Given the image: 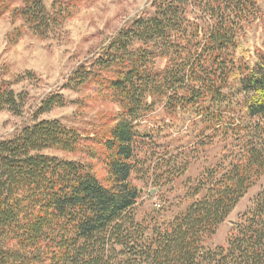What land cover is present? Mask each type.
<instances>
[{
  "label": "trees",
  "instance_id": "obj_1",
  "mask_svg": "<svg viewBox=\"0 0 264 264\" xmlns=\"http://www.w3.org/2000/svg\"><path fill=\"white\" fill-rule=\"evenodd\" d=\"M90 2L0 0V19L19 23L8 46L27 32L58 40ZM260 13V0H150L75 67L60 89L116 109L89 127L41 120L68 104L51 92L0 140V264H264V188L226 245H210L264 178V49L244 38ZM24 80L0 81V112L24 117ZM186 120L192 139L157 156L155 139ZM215 139L219 160L187 178ZM155 174L162 201L145 208L138 181ZM177 182L180 203L165 200Z\"/></svg>",
  "mask_w": 264,
  "mask_h": 264
},
{
  "label": "rangeland",
  "instance_id": "obj_2",
  "mask_svg": "<svg viewBox=\"0 0 264 264\" xmlns=\"http://www.w3.org/2000/svg\"><path fill=\"white\" fill-rule=\"evenodd\" d=\"M44 1L51 4L55 0ZM149 2L150 0H91L89 5L85 6L67 23L66 33L58 40L42 41L27 32L13 47L8 46L7 35L19 23L14 26L9 16L0 19V81L6 79L14 82L19 75L26 73H32L33 75L32 81L24 80L14 85L16 92L22 91L28 94V105L24 117L17 118L7 111L0 112V140L13 135L25 121L29 120L41 100L51 92L59 91L68 104L65 107L55 108L52 112L41 115L39 117L41 120L59 119L75 127H89L91 119L98 120V114L116 109V107L109 104L96 103L93 96L85 100L84 94L76 95L60 88L75 67L88 58L104 41L114 36L117 30L126 22L138 15L143 9H146ZM260 10L259 20L246 28L244 33V38L249 39L251 47L256 50L264 49V0H260ZM243 53H245V50ZM85 96H89V94ZM156 114L161 115L162 109H159ZM162 121L165 124H170V120H166L165 117L157 123L162 124ZM179 127V132L173 130L172 133H164L163 135H166L167 138L156 136L157 139L155 140L158 145L155 143L156 146L154 147L157 156L162 155V148H164H159L160 145H167L173 149L176 146L187 144L192 139L194 130H192L189 120L180 123ZM187 132L190 137L185 136L178 141L179 134ZM170 134H172V137ZM211 143L203 152L199 153V160L191 164L187 178H197L204 167L214 165L219 160L224 146L218 139ZM46 153L66 159H79V157L65 153L52 151ZM160 178V174L157 176L156 174L152 175L148 180V184L145 185L141 180L138 181V185L145 190L142 200L145 208L158 205L162 201L160 193L154 186V181ZM263 188L264 178L246 195L225 224L219 228L210 243L212 247L226 245L227 239L240 216L249 210L252 201ZM185 189L181 182H177L174 188L168 189L163 196L165 200L168 199L167 201L180 203L186 192Z\"/></svg>",
  "mask_w": 264,
  "mask_h": 264
}]
</instances>
